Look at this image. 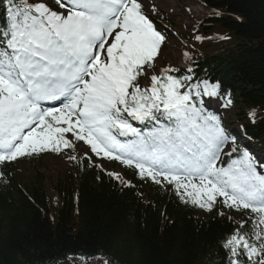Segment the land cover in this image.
Instances as JSON below:
<instances>
[{
  "label": "snow or ice",
  "instance_id": "6c2138e0",
  "mask_svg": "<svg viewBox=\"0 0 264 264\" xmlns=\"http://www.w3.org/2000/svg\"><path fill=\"white\" fill-rule=\"evenodd\" d=\"M0 13V182L21 157L83 143L186 204L245 212L221 264H264V162L212 108L233 105L219 82L191 67L148 75L166 34L140 0H0Z\"/></svg>",
  "mask_w": 264,
  "mask_h": 264
},
{
  "label": "trees",
  "instance_id": "16d2710c",
  "mask_svg": "<svg viewBox=\"0 0 264 264\" xmlns=\"http://www.w3.org/2000/svg\"><path fill=\"white\" fill-rule=\"evenodd\" d=\"M200 2L207 15L195 32L206 36L192 43L188 65L231 94L237 122L264 147V0ZM15 168L6 167L10 179L0 186V264H56L72 256L221 264L220 241L246 215H197L170 192L120 188L94 167L58 172L50 180L55 205L40 171L22 181Z\"/></svg>",
  "mask_w": 264,
  "mask_h": 264
},
{
  "label": "rangeland",
  "instance_id": "374dc122",
  "mask_svg": "<svg viewBox=\"0 0 264 264\" xmlns=\"http://www.w3.org/2000/svg\"><path fill=\"white\" fill-rule=\"evenodd\" d=\"M145 9L152 10L154 6H159L173 23V30H176L178 33H189L188 28L192 23L194 17L201 16L204 12L202 7L197 3L196 0H140ZM188 54L187 49L181 44L177 43L174 39L166 40L161 45V52L159 57L155 61V69L148 72V75L151 76L153 72L158 75V71L166 64L169 63H178V65L185 69L181 60L186 57ZM147 70V69H146ZM141 83L143 86L150 84V80L141 78ZM217 102V101H216ZM223 116H228L230 120H233V112L230 109H223ZM79 149L86 151V148L83 145H78ZM227 149V148H226ZM40 163L39 169L40 172L46 177L44 182V187L51 199L56 198L54 191L52 190L50 180H54L56 173L58 171H64L65 169L72 170V164L67 153L59 157H52L50 155H44ZM38 162V163H39ZM99 163L105 169L113 168L116 171V168L111 164L107 163L104 159L100 160ZM38 166L36 163L28 165L24 162L18 163V176L22 180H29L34 174V168ZM36 170V168H35ZM93 264H100L99 258L92 259ZM65 264V263H60Z\"/></svg>",
  "mask_w": 264,
  "mask_h": 264
},
{
  "label": "bare ground",
  "instance_id": "6f19581e",
  "mask_svg": "<svg viewBox=\"0 0 264 264\" xmlns=\"http://www.w3.org/2000/svg\"><path fill=\"white\" fill-rule=\"evenodd\" d=\"M198 214H200V213H198ZM82 264H92V263L90 261H83Z\"/></svg>",
  "mask_w": 264,
  "mask_h": 264
}]
</instances>
